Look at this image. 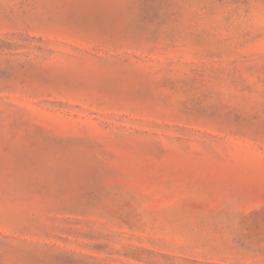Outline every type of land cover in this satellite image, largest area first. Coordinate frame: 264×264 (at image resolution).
<instances>
[{
  "label": "rangeland",
  "instance_id": "rangeland-1",
  "mask_svg": "<svg viewBox=\"0 0 264 264\" xmlns=\"http://www.w3.org/2000/svg\"><path fill=\"white\" fill-rule=\"evenodd\" d=\"M0 264H264V0H0Z\"/></svg>",
  "mask_w": 264,
  "mask_h": 264
}]
</instances>
